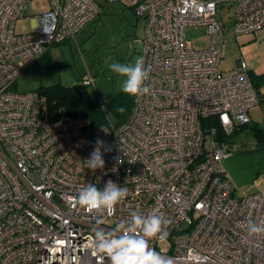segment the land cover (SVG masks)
Returning <instances> with one entry per match:
<instances>
[{"label":"built area","instance_id":"built-area-1","mask_svg":"<svg viewBox=\"0 0 264 264\" xmlns=\"http://www.w3.org/2000/svg\"><path fill=\"white\" fill-rule=\"evenodd\" d=\"M33 0H0V264H109L92 247L94 230L111 231L137 211L159 209L169 221L150 246L174 264H264V188L243 197L223 164L236 143L224 138L251 122L264 91L242 60L220 69L224 27L220 3L233 5L235 33L264 26V0H122L145 19L140 57L151 66V94L133 97L129 118L84 129L48 119L35 90H13L24 66L75 38L100 13L95 0H50L29 32L15 25ZM229 9L231 7L229 6ZM200 26L208 48L189 46L185 29ZM94 85L91 72L83 79ZM216 118L204 125L202 120ZM97 139L105 166L85 167ZM112 180L128 196L112 216L76 203L79 189ZM168 243V247L164 243Z\"/></svg>","mask_w":264,"mask_h":264},{"label":"rangeland","instance_id":"rangeland-1","mask_svg":"<svg viewBox=\"0 0 264 264\" xmlns=\"http://www.w3.org/2000/svg\"><path fill=\"white\" fill-rule=\"evenodd\" d=\"M100 13L88 21L77 32L75 38L54 44L42 59L24 69L13 86V90L27 92L42 86L61 84L73 86L83 82L89 72L95 79V86H89L90 93L104 104L109 120L116 122L111 101L119 95L123 77L113 73L108 64L115 61L134 63L140 57L139 39L145 30V19L135 9L122 0H95ZM229 6L231 9H229ZM50 7V0H33L25 6L18 19L17 32H29L35 23V17ZM233 5L220 3L218 17L224 27V43L220 69L226 73L237 70V59H241L259 90L264 91V26L248 33H235ZM189 46L205 49L211 43V36L205 28L188 26L185 29ZM252 122H264V109L256 105L250 109ZM237 145L247 142L254 144L252 138L238 135ZM237 187V186H236ZM264 188V171L255 182L237 187L235 195L243 197ZM168 247V243H164Z\"/></svg>","mask_w":264,"mask_h":264},{"label":"clouds","instance_id":"clouds-1","mask_svg":"<svg viewBox=\"0 0 264 264\" xmlns=\"http://www.w3.org/2000/svg\"><path fill=\"white\" fill-rule=\"evenodd\" d=\"M108 67L113 73L123 77L120 82L123 93L137 98L151 94L150 86L146 84L151 66L145 67L143 57H136L134 63L113 61ZM102 149L104 152L111 151L103 140L97 139L90 158L84 161L86 168L92 171L104 168ZM127 196L126 187H120L108 180L102 190L93 184L79 189L76 203L89 211H104L112 216L116 206ZM169 223L162 219L159 209H153L149 215L133 211L129 220L118 223L111 231L95 229L90 242L98 254L108 258L109 264H174L171 257L165 258L150 246L153 239H165V228ZM248 232L250 235L261 233L264 232V227L249 222Z\"/></svg>","mask_w":264,"mask_h":264},{"label":"trees","instance_id":"trees-1","mask_svg":"<svg viewBox=\"0 0 264 264\" xmlns=\"http://www.w3.org/2000/svg\"><path fill=\"white\" fill-rule=\"evenodd\" d=\"M250 77L253 81L251 75ZM253 83L256 86L254 81ZM88 87L89 85L83 82L73 86L54 84L42 86L36 91L45 100L46 114L49 120L53 122L75 121L84 131H88L89 128L109 122L104 104L90 93ZM110 106L116 116L115 124H122L127 121L130 116L133 106V97L128 94H121L111 101ZM202 122L204 125L213 123L217 125L216 118L203 119ZM238 135L250 136L254 142L252 146L247 142H242L237 145L238 150L262 146L264 145V122L255 123L251 121L246 124L238 125L234 132L226 136L224 140H228L230 143H236L235 138Z\"/></svg>","mask_w":264,"mask_h":264},{"label":"water","instance_id":"water-1","mask_svg":"<svg viewBox=\"0 0 264 264\" xmlns=\"http://www.w3.org/2000/svg\"><path fill=\"white\" fill-rule=\"evenodd\" d=\"M223 164L237 187L251 184L264 171V145L238 150L225 158Z\"/></svg>","mask_w":264,"mask_h":264},{"label":"crops","instance_id":"crops-1","mask_svg":"<svg viewBox=\"0 0 264 264\" xmlns=\"http://www.w3.org/2000/svg\"><path fill=\"white\" fill-rule=\"evenodd\" d=\"M57 44H59V43H57ZM52 46H53V45H52ZM50 49H51V47L48 49V51H49ZM48 51H47V52H48ZM47 52H46V53H47ZM41 59H42V58H41ZM41 59H40V60H41ZM237 64H238V63H237Z\"/></svg>","mask_w":264,"mask_h":264}]
</instances>
